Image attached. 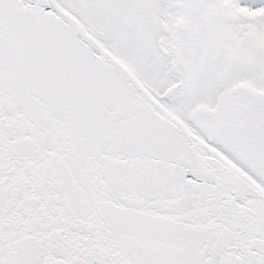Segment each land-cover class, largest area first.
<instances>
[{
  "label": "snow or ice",
  "instance_id": "snow-or-ice-1",
  "mask_svg": "<svg viewBox=\"0 0 264 264\" xmlns=\"http://www.w3.org/2000/svg\"><path fill=\"white\" fill-rule=\"evenodd\" d=\"M0 264H264V0H0Z\"/></svg>",
  "mask_w": 264,
  "mask_h": 264
}]
</instances>
